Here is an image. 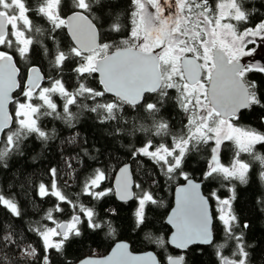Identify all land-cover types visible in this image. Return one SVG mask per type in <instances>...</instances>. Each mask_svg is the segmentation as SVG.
<instances>
[{
  "label": "snow or ice",
  "instance_id": "6c2138e0",
  "mask_svg": "<svg viewBox=\"0 0 264 264\" xmlns=\"http://www.w3.org/2000/svg\"><path fill=\"white\" fill-rule=\"evenodd\" d=\"M129 2L131 28L117 10V0H0V167L7 168L9 159L23 155L30 137L45 146L59 138L55 128L45 130L46 118L75 130L85 114H94L99 123L111 127L108 135L131 138L126 147L138 165L147 159L166 183L176 186L175 207L165 221L171 228L166 238L145 233V239L161 250L159 257L152 251L135 254L121 240L107 256L88 257L79 264H188L194 245L210 246L217 264H253L255 245L245 239L249 224L241 221L234 203L236 184L249 183L254 162L264 181V154L256 151L257 145L264 146V132L238 127L234 121L242 110L264 109V89L252 78L254 73L264 74V18L252 24L258 9L249 7V0ZM39 19L48 27L37 26ZM65 29L70 43L62 46L56 34ZM41 60L47 62L46 72ZM93 80L100 87L92 86ZM172 101L187 115L177 134L161 115ZM138 134L144 136L139 146ZM165 137H171L170 144L163 142ZM81 140L75 131L61 139V167H50V182L34 186L36 197L55 201L39 220L28 223L27 231L38 238L39 247L25 243L12 224H3L0 264H13L8 252L18 253L14 264H57L58 257L73 264L66 251L89 233L107 229L108 237L116 236L111 220L82 203L79 195L66 194L77 183L80 195L92 201L113 195L125 203L135 201L136 230L150 226L152 206H165L153 191L159 183L156 175L146 171L148 179L136 181L128 163L114 167L100 164L87 148L75 152ZM226 141L234 145L228 164L220 159ZM205 146H210L211 158L197 181L185 169L189 157ZM242 153L250 159H242ZM84 157L98 166L82 176ZM214 182L227 186L230 195L221 198L213 191L205 196L202 185ZM210 199L215 200V210ZM62 205L70 212L68 219L60 218L66 211ZM257 205L264 212V200H257ZM0 207L13 218L24 215L17 197L2 189ZM105 215L115 217L117 211L108 209ZM170 248L180 254H172ZM226 249L230 255H225Z\"/></svg>",
  "mask_w": 264,
  "mask_h": 264
},
{
  "label": "trees",
  "instance_id": "16d2710c",
  "mask_svg": "<svg viewBox=\"0 0 264 264\" xmlns=\"http://www.w3.org/2000/svg\"><path fill=\"white\" fill-rule=\"evenodd\" d=\"M118 11L124 15V23L130 27L129 18L126 13L131 8L129 0H117ZM249 7L258 9L257 14L252 19V24L258 23L261 18H264V0H249ZM37 26L47 28L48 24L43 19L35 21ZM56 39L61 45L70 43V36L67 30H57ZM45 43L51 46V41L45 40ZM20 66V65H18ZM41 70L47 71V62L41 60ZM25 69L22 68V72ZM252 78L264 89V74L254 73ZM69 82L72 83L69 77ZM92 86L100 87L98 80H93ZM19 91V90H17ZM170 95L175 96L174 90H170ZM13 105H11L12 110ZM129 115H135L129 110ZM162 117L169 122V127L173 134L179 133L187 121V115L180 109L177 104L172 101L162 111ZM264 116V109L259 107L251 110H242L240 119L234 121L236 126L241 128H252L260 132H264V123L261 122V117ZM146 122V121H142ZM45 130L55 128L59 133L57 140L49 141L47 146L37 139L35 136L30 137L23 145V155L13 156L7 161V168L0 167V189L5 195L9 193L15 195L20 202L24 215L22 218H13L7 210L0 207V226L3 224H12L17 232L24 235L25 243H33L39 247V240L33 234L27 231L29 221L39 220L45 209L52 206L54 199L41 200L36 197L34 186L39 182L49 183L51 177L48 176L50 167H61L62 159L60 155V140L71 136L75 132H79L82 137L81 143L75 147V152H79L81 147L87 148L90 156L98 157L100 164H111L118 167L123 162L129 161L133 170V177L136 181L148 179L145 175L146 171L156 175L159 183L153 188L157 196L163 199L165 206H152L150 212L152 223L143 231L134 228L133 212L135 211V201L127 203L118 200L114 195L105 197L102 201H92L89 197L80 195L79 183L72 185L67 193L69 198H74L79 195L82 203L89 207H94L104 219L112 221L113 226L117 229V234L114 238L106 235L107 229L99 231L98 234L89 233L82 242L75 243L66 251L67 259L75 262L87 254H104L117 239H126L130 242L133 250H145L152 248L160 256L161 250L156 248L154 244L149 243L145 239V233L151 232L154 235H163L165 238L170 232V226L165 223V215L173 203V189L175 185H169L165 182L163 176L156 170L153 164L147 159H144L141 165H138L129 154L126 145L132 143L131 138L123 136L113 137L108 135L112 131L108 124H101L96 119L94 114H85L81 118V122L75 130L68 129L60 121L46 118L43 121ZM144 139L143 134H138L135 141L137 146ZM86 141V143H84ZM160 142V138H156ZM164 143H171V137H165ZM229 142V141H226ZM234 145L225 143L220 150L221 162L230 163L233 156ZM99 150V151H97ZM256 151L264 154V146L257 145ZM67 154V153H66ZM211 158L210 146L202 147L197 153H193L186 166V171H189L193 177L201 178L202 173L207 168V164ZM242 159H250L247 154H241ZM85 166L81 175H86L91 167H96L97 161L84 157ZM259 165L254 162V171L250 173L249 183L247 185L236 184L237 199L234 207L237 209L241 221H246L249 228L245 230V239L247 243L255 245L253 251V264H264V212L260 211L257 205V200H264V181L259 178ZM114 175V174H113ZM31 181V185L27 182ZM112 186V182L108 183ZM204 192L211 197V191L216 190L220 197H228L230 192L228 187H221L219 182L203 185ZM33 200L35 203H33ZM212 208H214L213 200L210 199ZM64 206V205H62ZM66 208V206H64ZM116 209L117 215L110 217L105 215L108 209ZM70 212L67 210L60 217L68 219ZM3 228L0 227V232ZM219 242V241H218ZM172 254H180V250L170 248ZM8 258L14 264L15 255L18 253H7ZM225 255H230V249L225 250ZM188 264H217L214 250L206 245H194L190 248L187 255ZM57 264H64L63 258H57Z\"/></svg>",
  "mask_w": 264,
  "mask_h": 264
},
{
  "label": "water",
  "instance_id": "95a60500",
  "mask_svg": "<svg viewBox=\"0 0 264 264\" xmlns=\"http://www.w3.org/2000/svg\"><path fill=\"white\" fill-rule=\"evenodd\" d=\"M9 111H12V110H11V105H9ZM123 163H128V164L131 166V164H130L129 161H126V162H123ZM123 163L120 164L119 166H122ZM194 178H195V177H194ZM133 179H134V177H133ZM195 179H196L197 181H199L201 178H195ZM175 187H176V186H175ZM175 187H174V189H173V203H172V205L170 206V208L168 209V211H167V213H166V215H165V221H166V219H167L168 214H170V212L172 211V209L175 207ZM201 191H202V193H203L205 196H208V195L204 192V190H203V185H202ZM115 197H116V196H115ZM116 198H117V197H116ZM117 199H118V198H117ZM210 204H211V202H210ZM170 231H171V228H170ZM169 234H170V232H169ZM121 240L126 241V242H128V243L130 244V242H129L128 240L123 239V238H122V239H117L115 242H118V241H121ZM115 242L112 244V246L110 247V249H109L106 253H104V254H100V255H98V254H87V255L81 257L80 259L76 260L75 262H73V264H79V262H80L81 260H84V259H86V258H88V257H93V258H103V257L107 256V255L111 252L112 248L114 247ZM130 250L133 251L135 254H142V253H146V252H149V251H152V252H155V253H156V251H155L154 249H152V248L145 249V250H139V251H137V250H133L132 247H131V244H130ZM156 254H157V253H156ZM174 255H177V254H174ZM157 256H158V254H157ZM158 257H159V256H158Z\"/></svg>",
  "mask_w": 264,
  "mask_h": 264
},
{
  "label": "rangeland",
  "instance_id": "374dc122",
  "mask_svg": "<svg viewBox=\"0 0 264 264\" xmlns=\"http://www.w3.org/2000/svg\"><path fill=\"white\" fill-rule=\"evenodd\" d=\"M129 28H131V24H130V27ZM261 55L262 56H264V52H262L261 53ZM258 59L260 58V57H257ZM15 95V94H14ZM54 99L56 100V102L58 103V104H60V103H62L60 100H59V98L58 97H54ZM13 108H14V106L12 107V111H13ZM239 127V126H238ZM225 143H232V142H225ZM221 159V158H220ZM232 160V159H231ZM231 162V161H230ZM213 191H215L216 192V190H212L211 191V193L213 192ZM217 194V193H216ZM221 198H227V197H221ZM213 205H214V208H213V210H215V207H216V203H215V200H213Z\"/></svg>",
  "mask_w": 264,
  "mask_h": 264
}]
</instances>
